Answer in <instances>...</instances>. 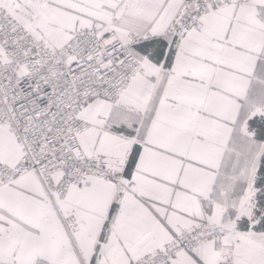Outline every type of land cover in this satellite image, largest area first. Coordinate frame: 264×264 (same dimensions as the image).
<instances>
[{
    "label": "snow or ice",
    "instance_id": "1",
    "mask_svg": "<svg viewBox=\"0 0 264 264\" xmlns=\"http://www.w3.org/2000/svg\"><path fill=\"white\" fill-rule=\"evenodd\" d=\"M0 264H264V0H0Z\"/></svg>",
    "mask_w": 264,
    "mask_h": 264
}]
</instances>
